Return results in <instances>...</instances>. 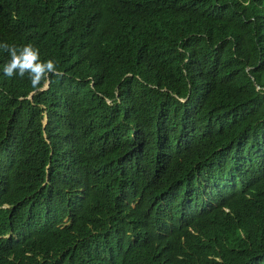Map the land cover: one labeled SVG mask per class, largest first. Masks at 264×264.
Masks as SVG:
<instances>
[{"label": "trees", "instance_id": "trees-1", "mask_svg": "<svg viewBox=\"0 0 264 264\" xmlns=\"http://www.w3.org/2000/svg\"><path fill=\"white\" fill-rule=\"evenodd\" d=\"M0 264H264V0H0Z\"/></svg>", "mask_w": 264, "mask_h": 264}, {"label": "clouds", "instance_id": "clouds-1", "mask_svg": "<svg viewBox=\"0 0 264 264\" xmlns=\"http://www.w3.org/2000/svg\"><path fill=\"white\" fill-rule=\"evenodd\" d=\"M0 48L9 56L2 68L4 76L8 78L18 76L23 79L27 75L31 87L35 90L48 87L52 76L63 75L53 59L42 60L39 49L30 43L19 47L4 43L0 44Z\"/></svg>", "mask_w": 264, "mask_h": 264}]
</instances>
